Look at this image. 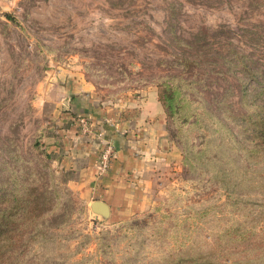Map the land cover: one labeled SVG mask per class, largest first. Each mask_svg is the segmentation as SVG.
<instances>
[{
  "label": "rangeland",
  "instance_id": "1",
  "mask_svg": "<svg viewBox=\"0 0 264 264\" xmlns=\"http://www.w3.org/2000/svg\"><path fill=\"white\" fill-rule=\"evenodd\" d=\"M70 75L177 90L180 163L125 221L95 214L47 147ZM257 105L264 0H0V264H264V144L230 123Z\"/></svg>",
  "mask_w": 264,
  "mask_h": 264
},
{
  "label": "crops",
  "instance_id": "2",
  "mask_svg": "<svg viewBox=\"0 0 264 264\" xmlns=\"http://www.w3.org/2000/svg\"><path fill=\"white\" fill-rule=\"evenodd\" d=\"M60 84L58 120L45 134L49 151L75 171L79 193L89 204L107 203L112 221L131 218L143 209L152 187L181 160L157 89L119 97L85 77L70 75ZM79 117L88 119L89 131H83ZM106 143L113 145L115 156L99 174L97 162Z\"/></svg>",
  "mask_w": 264,
  "mask_h": 264
},
{
  "label": "trees",
  "instance_id": "3",
  "mask_svg": "<svg viewBox=\"0 0 264 264\" xmlns=\"http://www.w3.org/2000/svg\"><path fill=\"white\" fill-rule=\"evenodd\" d=\"M6 16L10 18L11 15L6 14ZM158 95H159V100L161 101V103L165 108L166 122L168 127V113L172 112L174 108L176 109L177 90L170 91L163 95H161V93L158 92ZM239 115L245 117V119L247 120L246 125H243L242 123H238L239 116L236 114H234L233 117H231L230 123L234 124L238 128H242L246 131H249V132L241 131L244 140H249V142L255 143L254 144L255 147H257L258 145H263L264 144V105H257V109H255L253 113L246 115L244 113H240ZM230 132L232 131L230 130Z\"/></svg>",
  "mask_w": 264,
  "mask_h": 264
},
{
  "label": "built area",
  "instance_id": "4",
  "mask_svg": "<svg viewBox=\"0 0 264 264\" xmlns=\"http://www.w3.org/2000/svg\"><path fill=\"white\" fill-rule=\"evenodd\" d=\"M83 131L87 132L91 129V124L85 117H79ZM115 156V149L111 143H106L105 148L100 154L97 162V170L99 174L105 173L111 165V161Z\"/></svg>",
  "mask_w": 264,
  "mask_h": 264
},
{
  "label": "water",
  "instance_id": "5",
  "mask_svg": "<svg viewBox=\"0 0 264 264\" xmlns=\"http://www.w3.org/2000/svg\"><path fill=\"white\" fill-rule=\"evenodd\" d=\"M91 210L103 217V218H108L110 215V209L107 203L101 200H95L90 204Z\"/></svg>",
  "mask_w": 264,
  "mask_h": 264
}]
</instances>
